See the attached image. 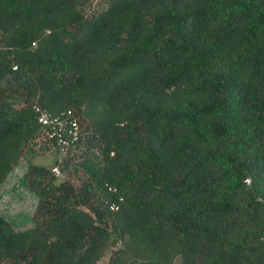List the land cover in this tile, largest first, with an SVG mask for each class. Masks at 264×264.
<instances>
[{"label": "trees", "instance_id": "16d2710c", "mask_svg": "<svg viewBox=\"0 0 264 264\" xmlns=\"http://www.w3.org/2000/svg\"><path fill=\"white\" fill-rule=\"evenodd\" d=\"M85 3L0 0V186L36 197L0 264H264V0Z\"/></svg>", "mask_w": 264, "mask_h": 264}, {"label": "rangeland", "instance_id": "374dc122", "mask_svg": "<svg viewBox=\"0 0 264 264\" xmlns=\"http://www.w3.org/2000/svg\"><path fill=\"white\" fill-rule=\"evenodd\" d=\"M107 2L108 0H86L85 12L88 14L105 8ZM42 139L43 137L40 135L36 141ZM52 151L51 147H47L44 154H37L34 162L49 165L56 157L52 155ZM25 165V162L22 161L10 172L6 182L0 186V213L13 223L15 229H21L28 225L29 218L36 206L35 195L28 191L23 184ZM106 259L107 256L103 257L98 264H106Z\"/></svg>", "mask_w": 264, "mask_h": 264}, {"label": "built area", "instance_id": "2783aa9c", "mask_svg": "<svg viewBox=\"0 0 264 264\" xmlns=\"http://www.w3.org/2000/svg\"><path fill=\"white\" fill-rule=\"evenodd\" d=\"M38 113V123L41 125L43 140L49 142L50 147L57 150L59 161L68 152L71 144L77 143L79 140V127L74 119L66 117H55L50 115L45 110L38 107H33ZM70 115V112H67ZM51 172L58 178L62 179L63 174L58 166L51 168ZM248 183L249 180H246ZM111 211L117 209V205L112 203L109 205Z\"/></svg>", "mask_w": 264, "mask_h": 264}]
</instances>
